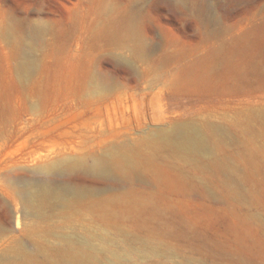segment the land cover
Instances as JSON below:
<instances>
[{
  "label": "rangeland",
  "instance_id": "rangeland-1",
  "mask_svg": "<svg viewBox=\"0 0 264 264\" xmlns=\"http://www.w3.org/2000/svg\"><path fill=\"white\" fill-rule=\"evenodd\" d=\"M178 123L224 134L183 157ZM63 156L124 170L40 172ZM43 182L77 194L24 217ZM61 236L97 264H264V0H0V264H68Z\"/></svg>",
  "mask_w": 264,
  "mask_h": 264
},
{
  "label": "bare ground",
  "instance_id": "bare-ground-1",
  "mask_svg": "<svg viewBox=\"0 0 264 264\" xmlns=\"http://www.w3.org/2000/svg\"><path fill=\"white\" fill-rule=\"evenodd\" d=\"M45 30H46L45 26L36 25L31 29V32L39 33ZM127 33L129 35L137 36L132 28H128ZM23 43L28 45L27 41ZM29 49H31L30 46H29ZM137 49L139 52L145 51V48L143 45H141L140 40L137 43ZM35 67H36V62L30 58V52L28 51L26 54H24L23 60L21 61L19 68L18 67L17 68H18L20 76L26 79L34 71ZM96 81H97V86L101 89H106L110 85L108 81L102 78H97ZM91 125H93V127L97 126L92 123ZM84 127L86 128V126ZM82 128L83 127H81V129ZM78 129H80L79 126H78ZM78 129L77 128L74 129L69 134L71 136L80 135V131H77L78 133L75 131ZM89 129L90 127L88 128V132H89ZM223 134L224 132L221 128L217 126H213V125H209L206 128H202L201 126H198V125L178 123V124H175L168 133H162L161 138L165 140V142H167V144L173 149V151L176 154H179L183 157L192 158V159H199V156L201 154L205 152L211 153L213 151V146L210 142L211 136H221ZM76 170L82 171L87 177H89L90 179L94 181H103V180H108V179L113 178L117 173L122 172L124 170V167L121 163H119V161H117L113 157H109L108 159L96 158L91 164V166L87 167V166H84L80 162H76V161L69 159L67 156L66 157L63 156L59 162H54V163L52 162V164L47 165L44 168H42L40 172H42L43 174L47 176H51L54 174H67V173H71ZM17 193H18V198L22 204L23 216L26 217L29 214L33 213L37 215L38 217V216H42L45 209L51 207L53 204L66 203V201L68 200L67 199L68 197L77 194V189H74L70 186H63V187L57 188V187L51 186L49 183L43 182V183H37V184L22 185L18 188ZM4 234H7L9 236L7 237V240L13 241L15 239L14 232H11L10 234L9 233H4ZM76 240H77L76 237L75 238L74 237H62L61 238V241L67 244L66 247H63V249H61V252H62L61 254L66 258L68 264H97V262L94 260V258L90 254H86L79 250H76V251L73 250L71 245L74 242H76ZM149 252L155 254L157 253V249L150 248ZM113 254L114 256L116 255V253H113ZM26 262L27 261H23L21 264H26Z\"/></svg>",
  "mask_w": 264,
  "mask_h": 264
}]
</instances>
